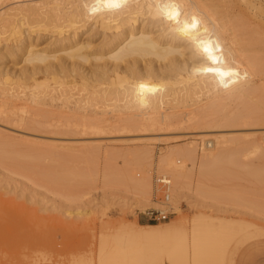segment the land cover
<instances>
[{
    "label": "rangeland",
    "instance_id": "374dc122",
    "mask_svg": "<svg viewBox=\"0 0 264 264\" xmlns=\"http://www.w3.org/2000/svg\"><path fill=\"white\" fill-rule=\"evenodd\" d=\"M46 1L51 3V6L55 1L56 5L59 2L0 0V14L5 11H19V7L24 8L27 4L40 6L44 4L41 2ZM64 1L63 3H67L68 0ZM91 1L104 3L106 0L86 2L93 4ZM119 1H124L121 10L127 11L126 9L131 7L130 9L139 12L142 10L139 5L145 0ZM185 2H191L192 19L197 28L194 38L186 36L181 39L180 53H177L176 61L172 62L175 65L149 55L136 63L140 69L139 73L121 71L118 74L121 78L118 79L115 75L111 77L97 75L99 72H96V66L103 60H95V55L91 54L92 60L81 63V69L87 78L80 79V74L72 71V66L77 63L74 64L72 57H66L65 51L59 50L55 52L57 57L52 59L53 63L63 60L70 74L65 77L67 81L62 83L64 95L60 97L59 84L52 79L54 75L45 78L38 73L35 74L38 77L37 81H48L51 89L55 87L48 93L47 103L44 104L16 98L13 95L18 92L25 97V92L30 93L33 89L34 79L28 76L29 73L26 75L31 64L25 62L19 55L7 54V45L2 39L0 149H11L13 151L11 155L17 154L18 159L21 157L20 152L30 151L37 159L30 167L11 160H0V264H101L99 262L101 240L110 237V233L115 231L120 220L136 219L141 224L166 225L176 220L179 215H184L187 216V226L190 227L193 216L200 212L214 215L211 218L216 221L224 219L244 222L245 227L239 229V236L229 247L228 256L231 259H227L226 264H264V154L254 148L248 147L249 151L245 149L235 155L239 162H236L235 166L231 163L232 171L235 172L231 187L235 195L225 205L216 206L208 196L207 199L203 198L205 195L197 200L193 199L194 176L192 178L190 176L186 179V186L190 184L191 186L186 188L180 199V212H176L172 206L173 214L165 221L153 222L147 218L148 209L159 206L162 195L156 188L155 176L162 174L157 160L163 150L172 147L168 151L174 154L175 162L181 164L184 158L179 151L186 153L192 148L198 155L208 149L211 150L214 144L207 148V142L214 141L212 137L216 135L220 134V137L246 135L250 138L264 135V123L255 121L257 116H264V0H185ZM45 5H41L42 9ZM52 8L57 10L54 6L45 7L46 11L51 13ZM129 10L122 15L127 14ZM55 11L53 13L56 14ZM146 15H143L145 20H158L155 16L147 18ZM143 17L140 16L136 24H140L144 20ZM83 22L87 24L80 30L79 35L81 39L89 42L83 51L98 52L99 50L95 48L100 47L103 42L102 30L93 19ZM152 28L154 33L164 29L170 30L166 24L154 25ZM30 37L37 47L49 49L54 48L61 36L51 29H46L40 33H32ZM204 46L212 48L218 63L211 65L203 54ZM16 50L19 51V47H16ZM1 53L4 54L3 58ZM148 64L152 67L151 72L144 71ZM209 66L214 68L213 72L205 71ZM217 72L224 74L219 75ZM61 74L64 73H57ZM111 80L116 82L113 83ZM186 87L197 91L196 94L200 98L193 93L195 94L193 99L190 98L189 101L188 98V102L183 100L182 103L181 93L185 92L183 95L186 96ZM162 91L164 96L160 95ZM173 91L176 95L180 93V97L176 96L179 100L175 99ZM51 96L55 97L53 101L49 99ZM139 99L146 101L157 99L159 102L170 100L169 103H174L175 106L163 102L160 104L161 108L159 105L151 107ZM20 104L25 105L26 113L22 112ZM125 104L130 105V108L124 107ZM162 111H175L171 114L178 122L181 120V123L176 121L172 125L159 123L150 125L152 122L146 121L143 122L146 125L144 126L138 118L146 114L158 117ZM191 112L194 114H190ZM92 113L100 114L97 116L104 119L102 124L105 122L108 128L103 124V128H100L103 131L98 129L95 131L98 133H95V129L85 127L86 125L82 123ZM107 113L109 117L113 114L118 118L108 119ZM138 113L142 115H137ZM217 114L237 119L232 125L217 128L214 123L216 129L211 123H201L205 118L210 119ZM82 115L84 116L81 120ZM28 118L34 126L27 125ZM45 118L48 119V125L57 127L40 125L42 124L40 122L46 123ZM105 119H111L113 122ZM115 120L129 121V125L131 123L134 127L121 129L119 126L115 127V131L114 127L108 126L110 123L114 125ZM193 123L199 125L196 130L191 127ZM200 123L203 125L200 126ZM212 128L214 129L212 132L209 130L210 134L202 131ZM148 149L152 150V160L146 154ZM147 173L150 174L152 181L149 198L152 202L158 203L140 208L134 204L133 197L131 198L128 181L131 176L143 178ZM167 175L171 178L169 174ZM103 233L108 236L104 237ZM157 264L192 263L184 261L168 263L164 260Z\"/></svg>",
    "mask_w": 264,
    "mask_h": 264
},
{
    "label": "bare ground",
    "instance_id": "6f19581e",
    "mask_svg": "<svg viewBox=\"0 0 264 264\" xmlns=\"http://www.w3.org/2000/svg\"><path fill=\"white\" fill-rule=\"evenodd\" d=\"M50 1L51 0H48V2ZM58 1L60 2V0ZM81 1L83 0H78V1L68 0L66 1L67 3H63L62 0L61 1L62 5L59 2L57 3V5L60 6L56 5L55 2L57 1L55 2L52 1V3L54 2L53 4H55L56 6L53 4L51 6V3H47V1L41 2L44 3L41 4L42 6L45 5V3H47L48 8H51L53 6L56 7L57 8V10L55 9L56 11L53 8H52L53 10L51 9L52 13L46 11L47 8L45 9V7L47 5L44 6V9H42L41 5L35 6V4L34 5L27 4V6H25L24 8L21 7L22 9L16 6V8L20 9L19 11L16 10L15 12H13L10 9V11L12 12L5 11L0 14L1 16L0 42L2 41V39L6 42L7 54L19 55L25 62L31 64V67L29 71L26 73V75L29 73L28 76L34 79L33 89L30 90V93L25 92V97L19 95L18 92L16 94L13 91V93H15L16 95L11 92L14 96H16V98H24L25 100H30L32 102L42 103V104L47 103L46 97L53 88L55 89V87L51 89L50 83L48 81H37L38 77H36L35 75L37 73L45 78L49 77L51 74L54 75L52 79L55 83L59 84L58 86L59 89L61 90L59 97L61 95H64L62 90V83H65L67 81L65 77L68 76L70 73L67 71L68 66L63 60H61L58 63H53L52 59L57 57L55 52L59 50L65 51L66 57L67 56L72 57L74 59L73 60L74 64L77 63V65L72 66V71L79 73L80 79L87 78L86 74L83 73L84 70L81 69V63L92 60L90 58L91 54L95 55L94 57L95 60H103L101 64L99 63L96 66L97 71L96 70L95 71L99 72V74L97 75L99 76L108 75L109 77L115 75L116 78L120 79L121 75L118 74L121 71H125V72L129 71L130 73L133 74L139 73L140 69H138L136 63L139 61V59L144 58L145 56H149V55L154 56L156 59L167 60L171 64L175 65L172 62L176 61L175 57L177 53L178 54L180 53L179 46L181 45L180 43H182L181 39H183L186 36L189 38H194L195 35L196 29L189 30L187 31V33L185 31V26L194 22L191 13V2L186 3L185 0L183 1L182 0H145L143 3L141 2L139 5V7H142L141 11L140 10L139 12L135 11L133 10V8L130 9L131 8L130 7L129 8L130 10L126 9L127 11L129 10V12L125 15L122 14H124V12L127 11L121 10V6L124 4L123 3L124 1L120 2L119 0H106L104 3L101 2L95 3L91 1L93 2V4L92 3L89 4L90 0L88 3L86 2L88 0L86 1L84 0V2ZM79 2L83 4H80ZM113 4L118 6H111ZM53 11H55L56 14L53 13ZM143 15H146L147 18L150 16L151 17L155 16L156 18H158V20H153V19L145 20ZM140 16H142L144 20L140 24H136L139 21ZM56 17L59 21H57V19H55L56 21L53 19ZM173 17L175 18L173 19ZM88 19L89 20L93 19V22L98 23L100 29L102 30V34L104 37L103 42L100 45V47L95 48L96 50L97 49L99 50L98 52L88 53L86 51H83L84 48L88 47L89 42L81 39L79 32L87 24L86 22L82 23V21L83 20L87 21ZM161 24L163 25L166 24L167 28H170V30L165 31V29L164 30L162 29L163 31L159 33H154L152 27L154 25L161 26ZM46 29L49 30L51 29L52 32L54 31L59 36H61L56 42L54 48L48 49L46 47H37V44L34 42L33 39H31L32 37H30L32 36V33H40L41 30H46ZM9 41H12V43H9ZM16 47H19V51L16 50ZM1 54L3 58L4 54L3 53ZM144 71L151 72L152 67L148 64V66L144 67ZM58 72L64 74L57 75ZM111 81L113 83L116 82L114 80ZM189 89L187 87L185 89L187 91L186 96L183 95L185 92H183V94L181 93L182 95V98L180 100L181 102L183 100L187 101L188 98L189 101L190 98L193 99V96L196 94L197 91L194 90L192 91ZM57 91L59 92V90ZM180 91L181 90H179V92ZM163 93L164 91H162V93L160 92V95L162 96ZM178 95L180 97V93L177 95L176 92L174 93L175 99L176 96ZM196 95H197L196 97L199 96L198 94ZM49 99L50 100L52 99L53 101L55 97L51 96ZM139 100L146 102L151 107L152 106L156 107L159 105L158 106L159 108H161L160 104L164 102L163 100L162 101L160 100L159 102L157 99L155 101L153 100L146 101L143 99H139ZM165 101H167L168 103L170 102V100H165ZM196 101H198L197 98ZM167 102L164 103L168 104ZM178 102L176 103V105L178 104ZM169 104L175 106L174 103H169ZM21 105L22 104H20V107H22L21 108L22 112L26 113L27 110L25 109V105L22 106ZM37 105H41V104H37ZM127 106L126 104L124 105V107ZM128 107L130 108V105ZM103 112H105V109ZM111 112L113 113V111ZM171 112L175 113V111H167V112L162 111V113L158 117L157 115L154 116V115L146 114V116H140L138 118H140L142 123L143 122L145 123L146 121L152 122L150 123V125L151 124L154 125L153 123L155 124L159 123L160 125H170V124L172 125L174 122L176 123L178 119H176L171 114ZM115 114L117 113L115 112ZM190 114H192V112ZM40 115L43 116L42 114ZM84 115L80 117L81 120ZM93 115L94 114L92 113L91 115L92 117L90 116L91 117L90 118L88 116L89 118L86 120L84 118L85 121L82 124L86 125L85 127L89 126L95 129L94 132L97 131L98 129L100 131L101 130L100 128L103 126V124L105 125V122L102 124L104 119L103 118L101 119V117L97 116L100 114L94 115V117ZM137 115H142V113H138ZM110 116L111 117H109V115L107 116L108 119L118 118V117H114L113 114ZM248 117L249 116H247V118ZM47 118H45L46 123H43L44 121L40 122L41 120L38 121L42 123L40 125L42 126L43 124L45 126L46 124L48 125L49 122H47L48 120ZM34 119L36 120V118ZM190 119H191V115H190ZM236 119L237 117L236 118L232 116L228 117V115L222 116L217 114L213 117H210V119L205 118V120H202L201 123L203 124L211 123V125L213 124V126L215 123L217 125L216 126L217 128L218 126L232 125L234 122H236ZM253 120L254 119H252V121ZM124 121L125 120L123 121L118 120V122H116L115 120L113 123L114 125H111L110 123L108 124V126L111 128L114 127L113 128L114 130L115 127H119V126H121V129L122 128L125 129L124 127L133 126L131 125V123L129 125V121H126L128 124ZM255 121L264 123V116H257L255 118ZM26 122L27 125L29 126L33 125L32 121L29 118ZM110 122H113V120ZM179 122L181 123V120H179ZM179 122L177 121V123ZM132 123L134 122L132 121ZM194 123L193 126L191 125V127L196 130L199 127V125L198 123H196L197 125ZM203 124H201L200 126H202ZM51 125L52 124L48 125V127ZM144 126L146 125L144 124ZM106 127L107 126L105 125V128ZM214 128L208 130H202V131L209 132L210 134V131L212 132ZM102 131L103 130H101V132ZM219 135L212 137L214 138V141L207 142V148L208 146H212L213 144H214V148H212L211 150L208 149L206 151H204L205 150L204 149L203 150L204 152H202L201 154L197 155L195 153L196 151H194L192 148L187 150L186 153H184L183 151H179L180 155L183 156L184 158L183 163L181 164H177L173 156L174 154L168 151L169 149H172V147L163 150L162 154L159 156L157 160V165L159 171L162 173L161 175L168 176L167 174H169L171 176V178L168 176L172 181L171 182L172 188L170 190L169 201H170V205L174 207L176 212H180L181 210L179 205L180 199L182 195H184V192H186V188L188 186H191V184L186 186L187 183L186 179H188L190 176L191 178L192 176H194L195 188H193L192 190L193 199L197 200L198 198H202L205 195L203 198L206 197L207 199L209 197V199H212V201H214L216 206L221 207L225 205L227 201L233 199V196L235 195V193L233 192L234 189H232L231 187L235 174V172L233 173L232 171L231 163L234 166L236 162L239 163L235 155L239 152H243L248 147L250 149L254 148V150L261 151L264 154V135L255 136L253 138H250V136L248 137L246 135L232 136V137H227L223 135H221L220 137ZM191 145H193V143ZM1 149H0L1 161L11 160V161L19 162V164L25 165V167H30L31 164H33L34 161L37 159V156L33 155V153H31L30 151L20 152L19 156L21 157L20 159H18L16 157L17 154L15 155L13 154L14 156L11 155L13 153L11 149H6V150H1ZM151 151L152 150L148 149L146 153L148 154L150 160H152L153 157ZM136 154L134 155L135 157L137 156ZM128 182L131 191V198L133 197L132 199L134 200V204H136L138 207L143 208L151 203H153V205H156L158 203L155 201L152 202L149 198L152 192V181L149 173H147V175L144 176L143 178H137L136 176H131ZM230 202H232V200ZM213 216L203 212L196 213L192 218V223L190 227L187 226V222H186L187 216L184 215H179L176 218V220L169 222L166 225L141 224L136 219H133L131 221L122 219L120 220L119 225L115 228V231L110 233L109 238L107 237L108 236L107 234H109L108 232L107 234L103 233V236L107 237V239L105 238L104 240H101L102 242L100 243V247H99V255H100L99 262L101 264H145L149 262L151 264L152 263L157 264L159 262H163L164 260L165 261L167 260L168 263L169 262L176 263L178 261H182V262L184 261L187 263L191 262L192 264H226L225 263L226 260L230 258L228 256L229 247L233 243L234 239H236L239 236L238 233L239 229L245 227L244 226L245 224L243 225L244 222L239 223L237 221L238 222L237 223L224 219L222 220L220 219L219 221H216V219L213 220V218H211ZM251 229L253 230V228ZM258 229L260 228L258 227ZM257 230L256 232H258ZM261 230H262V226H261ZM240 239L242 238L240 237ZM234 250L235 249H233V251Z\"/></svg>",
    "mask_w": 264,
    "mask_h": 264
},
{
    "label": "built area",
    "instance_id": "2783aa9c",
    "mask_svg": "<svg viewBox=\"0 0 264 264\" xmlns=\"http://www.w3.org/2000/svg\"><path fill=\"white\" fill-rule=\"evenodd\" d=\"M155 182L157 184V189L161 191L162 195L159 199V206L152 207L148 209L147 218L150 221L158 222L165 221L171 217L173 211L171 210L172 205H170V190H171V180L168 176L157 175L155 176Z\"/></svg>",
    "mask_w": 264,
    "mask_h": 264
},
{
    "label": "snow or ice",
    "instance_id": "6c2138e0",
    "mask_svg": "<svg viewBox=\"0 0 264 264\" xmlns=\"http://www.w3.org/2000/svg\"><path fill=\"white\" fill-rule=\"evenodd\" d=\"M111 6H118V5L113 4ZM174 18L175 17H173V19ZM196 28H197V24L195 22H193V23L185 26V31L187 33V31L193 30V29H196ZM202 51H203L204 56L211 62V65H215L216 63H218V60H217L216 56L214 55V53L212 51V48L210 46H204ZM205 71L213 72L214 68L209 66V67H207L205 69ZM217 74L223 75L224 73L223 72H217ZM141 87L143 88L144 86L141 85Z\"/></svg>",
    "mask_w": 264,
    "mask_h": 264
}]
</instances>
